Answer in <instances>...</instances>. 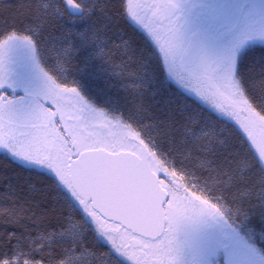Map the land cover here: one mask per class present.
<instances>
[{
    "label": "snow or ice",
    "instance_id": "obj_1",
    "mask_svg": "<svg viewBox=\"0 0 264 264\" xmlns=\"http://www.w3.org/2000/svg\"><path fill=\"white\" fill-rule=\"evenodd\" d=\"M0 152V264H264V0L0 4Z\"/></svg>",
    "mask_w": 264,
    "mask_h": 264
},
{
    "label": "trees",
    "instance_id": "obj_2",
    "mask_svg": "<svg viewBox=\"0 0 264 264\" xmlns=\"http://www.w3.org/2000/svg\"><path fill=\"white\" fill-rule=\"evenodd\" d=\"M20 0H0V4H4V5H15L17 3H19ZM113 39H117L116 37H113ZM101 84H103V79H101ZM6 160H5V156L4 153L0 152V173H2L4 171V164H5ZM9 174H11V171L9 172Z\"/></svg>",
    "mask_w": 264,
    "mask_h": 264
},
{
    "label": "flooded vegetation",
    "instance_id": "obj_3",
    "mask_svg": "<svg viewBox=\"0 0 264 264\" xmlns=\"http://www.w3.org/2000/svg\"><path fill=\"white\" fill-rule=\"evenodd\" d=\"M3 153V152H2Z\"/></svg>",
    "mask_w": 264,
    "mask_h": 264
}]
</instances>
